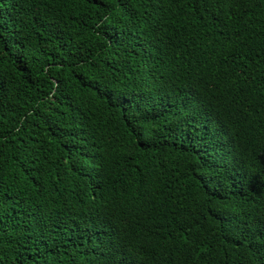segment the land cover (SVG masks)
I'll return each instance as SVG.
<instances>
[{"label":"trees","instance_id":"obj_1","mask_svg":"<svg viewBox=\"0 0 264 264\" xmlns=\"http://www.w3.org/2000/svg\"><path fill=\"white\" fill-rule=\"evenodd\" d=\"M0 264H264V0H0Z\"/></svg>","mask_w":264,"mask_h":264}]
</instances>
